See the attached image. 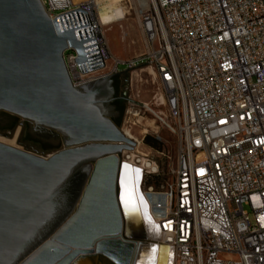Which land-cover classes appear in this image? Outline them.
Returning a JSON list of instances; mask_svg holds the SVG:
<instances>
[{"label":"built area","instance_id":"obj_1","mask_svg":"<svg viewBox=\"0 0 264 264\" xmlns=\"http://www.w3.org/2000/svg\"><path fill=\"white\" fill-rule=\"evenodd\" d=\"M136 1L146 54L109 67L94 0H41L52 21L87 12L104 67L82 74L68 49L74 87L119 74L120 64L128 73L151 64L165 110L134 102L143 128L135 152L151 132L148 113L155 129L177 137L176 168L166 180L154 157L125 152L121 161L141 170L145 222L169 248V264H264V0Z\"/></svg>","mask_w":264,"mask_h":264},{"label":"water","instance_id":"obj_2","mask_svg":"<svg viewBox=\"0 0 264 264\" xmlns=\"http://www.w3.org/2000/svg\"><path fill=\"white\" fill-rule=\"evenodd\" d=\"M52 19L41 0H0V115L61 147L21 144L22 124L10 138L23 149L0 143V264H137L145 247L157 249L150 264H164L158 232L120 207L121 157L136 144L111 103L115 77L124 83L128 72L74 87L68 49L82 74L104 63L87 12Z\"/></svg>","mask_w":264,"mask_h":264},{"label":"rangeland","instance_id":"obj_3","mask_svg":"<svg viewBox=\"0 0 264 264\" xmlns=\"http://www.w3.org/2000/svg\"><path fill=\"white\" fill-rule=\"evenodd\" d=\"M127 4L128 6H131L132 11L127 15L126 19L104 27L109 45V67H113L116 61L128 62L131 60H140L145 56L147 51L145 36L140 26L142 8H140L136 0H128L119 6L120 8H124ZM127 69L128 65L126 64H120L118 66L120 73L127 71ZM124 84L126 85L128 103L120 129L123 132H130L135 139H141L143 137V128L137 123V121L141 118V115L140 117L134 116L138 111L137 107H133L134 102L147 103L158 111H164L165 108L160 105L162 90L153 75L151 64L147 61L140 64L138 69L127 73ZM147 118V122L149 125H152V129L146 137H150L152 139H156L158 137L160 141L157 142L160 145V149L150 151L146 147V144L143 143V145H141L136 152L134 149L133 151L128 152L129 154L127 155L138 157L139 159H143L144 157L142 155H146L147 157H154L157 160H161L165 164V179L169 180L171 178L170 171L175 169L177 164V137L167 130L155 129L152 123L154 120L152 115L147 113ZM133 123H135V125H133ZM10 133V131L0 132V139L7 141L13 140L10 138ZM15 145L23 149V147L18 145L17 142ZM60 149L61 147L51 148L50 153H54ZM156 152L163 153L165 157H161V159H159Z\"/></svg>","mask_w":264,"mask_h":264},{"label":"bare ground","instance_id":"obj_4","mask_svg":"<svg viewBox=\"0 0 264 264\" xmlns=\"http://www.w3.org/2000/svg\"><path fill=\"white\" fill-rule=\"evenodd\" d=\"M75 2L84 1V0H74ZM97 6L99 18L102 22L104 27L111 25L112 23L125 20L127 15L132 11L131 6L129 7L128 4L124 8H120V4L127 2L128 0H94ZM162 101V100H161ZM125 136L133 141L135 138L134 136L128 132H123ZM0 143H4L11 147H17L15 145L16 138L10 141L0 139ZM125 153V152H124ZM123 153V154H124ZM143 157H147L146 155H142ZM129 159H125L123 162L125 164L120 180V207L123 214L127 215L128 217L136 218V220L144 226L145 221H149L148 216L146 215V208L144 202L141 199L140 189L136 187L138 186L139 181L138 178L141 177V170L136 167V164ZM129 197V206H125V199ZM151 233L149 234L150 239H157L156 233L153 232L151 229ZM151 247H145L142 250L140 259L137 264H150L148 260L151 257H157V249L154 248V251L151 252ZM153 254V256H151ZM169 255L170 250L167 247L166 249V262L164 264H169ZM155 264V263H153Z\"/></svg>","mask_w":264,"mask_h":264},{"label":"flooded vegetation","instance_id":"obj_5","mask_svg":"<svg viewBox=\"0 0 264 264\" xmlns=\"http://www.w3.org/2000/svg\"><path fill=\"white\" fill-rule=\"evenodd\" d=\"M123 75H117L114 79L115 95L114 100L111 103V112L115 117V122L118 124L121 122L125 113V102L127 101L126 85L122 83L120 79ZM23 126L20 133V143L33 149L37 152H47L51 149V145L39 140L31 134L30 127L27 123L11 117L9 115H0V132L10 131L12 132L19 125Z\"/></svg>","mask_w":264,"mask_h":264},{"label":"crops","instance_id":"obj_6","mask_svg":"<svg viewBox=\"0 0 264 264\" xmlns=\"http://www.w3.org/2000/svg\"><path fill=\"white\" fill-rule=\"evenodd\" d=\"M146 147L150 150V151H155V150H159L160 149V145L157 142H152L149 145H146Z\"/></svg>","mask_w":264,"mask_h":264},{"label":"trees","instance_id":"obj_7","mask_svg":"<svg viewBox=\"0 0 264 264\" xmlns=\"http://www.w3.org/2000/svg\"><path fill=\"white\" fill-rule=\"evenodd\" d=\"M157 142V140L156 139H152V138H150V137H146L145 138V140H144V143L146 144V145H149L150 143H152V142ZM158 143V142H157Z\"/></svg>","mask_w":264,"mask_h":264},{"label":"snow or ice","instance_id":"obj_8","mask_svg":"<svg viewBox=\"0 0 264 264\" xmlns=\"http://www.w3.org/2000/svg\"><path fill=\"white\" fill-rule=\"evenodd\" d=\"M125 167H127V166H125ZM129 200H130V198L129 197H126V199H125V206L126 207L129 206Z\"/></svg>","mask_w":264,"mask_h":264}]
</instances>
